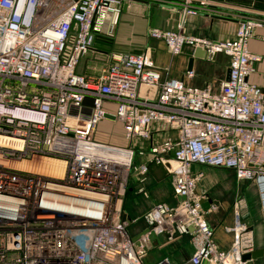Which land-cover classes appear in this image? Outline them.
<instances>
[{"label":"built area","instance_id":"built-area-1","mask_svg":"<svg viewBox=\"0 0 264 264\" xmlns=\"http://www.w3.org/2000/svg\"><path fill=\"white\" fill-rule=\"evenodd\" d=\"M122 4L0 0V264H144L150 232L168 241L191 234L192 264H248L242 256L254 245L244 201L234 202L230 249H218L196 192L202 174L191 168L232 170L253 183L264 224V90L249 81L259 57L248 48L264 21L240 18L233 39L197 38L183 32L186 19L214 4L182 0L175 28L149 30L171 55L200 48L206 60L227 56L229 79L219 92L162 78L150 49L114 53L98 74L79 73L98 38L111 34L107 20ZM143 87L153 92L144 96ZM106 115L122 125L128 146L94 139ZM154 124L176 138L154 140ZM135 155L146 161L134 165ZM39 159L56 161L62 175L19 166ZM150 165L172 175L173 193L183 199L154 205L147 231L131 239L122 216L128 177L135 172L143 182Z\"/></svg>","mask_w":264,"mask_h":264},{"label":"crops","instance_id":"crops-1","mask_svg":"<svg viewBox=\"0 0 264 264\" xmlns=\"http://www.w3.org/2000/svg\"><path fill=\"white\" fill-rule=\"evenodd\" d=\"M212 6L200 10L196 16L187 17L183 26V32L197 38H207L211 40H227L235 37L238 26V20L243 17L254 16L264 21V8H258V13H254V1L249 0H208ZM182 0H123L119 14L112 15L107 20V27H112L111 34L101 35L98 38L94 50L85 55L79 62L77 71L81 74H98L101 68L111 61V55L117 53H134L132 50H138L136 53L149 50L150 59L161 73L162 78H176L183 80L186 84L195 87L208 86L213 92H219L214 83L216 80L205 78L199 69L200 63H213L217 57L212 60L204 58H194L191 69H188L190 57L196 49L186 48L183 53L171 55L165 43L161 40L149 36V30L153 28L173 29L180 16ZM249 51L258 56L259 59L253 63V71L249 76V81L264 90V27L257 28L248 42ZM200 49V48H198ZM229 68V59L223 55ZM86 57V58H85ZM155 68V67H154ZM226 69V70H227ZM193 70V76L187 77L186 71ZM226 76V73H225ZM225 80V77H224ZM214 81V82H213ZM216 88V89H215ZM142 95H148L153 92L145 87L141 88ZM106 108L114 109L112 103H106ZM109 121L116 120L107 118ZM121 130H122V125ZM154 140L161 141L164 138H176V131L170 128H159L156 124L153 126ZM123 134V132H122ZM124 138V136H123ZM124 141L127 142L124 138ZM151 141L141 142L140 145L147 148ZM123 146V145H117ZM128 146V142H127ZM137 150V148H136ZM146 161L145 157L135 155L133 163L138 165ZM201 165H193L192 173H203L199 171ZM208 167V166H205ZM213 168V167H209ZM220 169L234 175L232 170ZM213 174L206 175L207 183H221L222 178H213ZM169 174L163 166L150 165L145 180L140 181V175L131 172L128 177L127 191L123 201V219L128 222L127 232L131 239H136L147 230L145 214L156 204L166 203L170 206L176 205L181 199L173 193L172 181L168 184ZM220 181V182H218ZM235 181L239 184L246 181H239L235 176ZM198 183V184H199ZM225 184V182H224ZM230 187L231 184L224 185ZM198 186V185H197ZM222 186V185H221ZM222 188V187H221ZM256 188V187H255ZM201 196L203 208L206 210L205 218L213 229V240L220 250H229L233 240L234 227V202H229L227 190L221 192V198L213 199L197 190ZM226 192V193H224ZM257 210L252 218H246L252 232L254 250L264 248V224L261 220V209L256 190ZM229 204V205H228ZM247 210L243 206L241 212ZM195 251V239L191 234L178 237L174 241H160L154 239L151 241V247L147 256L143 259L144 264H156L167 259L170 264H192L190 259ZM248 264H264V255L256 259L247 260ZM103 264V263H98Z\"/></svg>","mask_w":264,"mask_h":264},{"label":"rangeland","instance_id":"rangeland-1","mask_svg":"<svg viewBox=\"0 0 264 264\" xmlns=\"http://www.w3.org/2000/svg\"><path fill=\"white\" fill-rule=\"evenodd\" d=\"M254 1V13H258V8H264V0H249ZM254 18H256L254 16ZM257 19H259L257 17ZM138 50H132L134 53ZM86 58V57H85ZM153 67L157 68L153 62L151 61ZM228 66L227 59L223 56V54H220L217 59L213 63L205 64L200 63L198 65V69L202 74L208 75L207 77H210L211 80H216L214 83L215 87L218 89V86L224 81L226 69ZM205 77V78H207ZM213 81V82H214ZM215 88V89H216ZM120 123H115L114 121H109L107 119L101 120L96 128L94 139L96 141L113 144V145H123L127 146V142L124 141L123 134H122ZM199 171L203 173V179L197 186V190L201 193H204L205 195H208L209 197L215 199L221 198V192L225 189L227 190V193L229 195V202L231 203L235 199H241L244 201L245 206H247V210L244 212H241L242 220H245L246 218H252L254 221V213L257 210V199H256V188L253 183L249 182H242L237 183L235 181L234 175H229L223 170L220 169H213L205 166H200ZM213 174V178H222V182L224 185L231 184L230 187H224L223 184L217 183H207L205 178L208 174ZM173 177H168L166 180H168V184L171 185ZM220 180V179H219ZM220 182V181H218ZM222 185V186H221ZM222 187V188H221ZM224 200V198H221V200ZM229 205V204H228Z\"/></svg>","mask_w":264,"mask_h":264},{"label":"water","instance_id":"water-1","mask_svg":"<svg viewBox=\"0 0 264 264\" xmlns=\"http://www.w3.org/2000/svg\"><path fill=\"white\" fill-rule=\"evenodd\" d=\"M194 58H204L203 50L198 49V48L195 50V52L193 53L192 57H190V59H189L188 69H191L192 61H193ZM229 73H230V71H229V68H228L226 70L225 80L229 79ZM85 103H90V102H89L88 99H86ZM106 118L114 119L113 116H109V115H106ZM180 199H183V198H180ZM149 238H150L151 241L154 240V239H158L161 242L165 241V236L163 234H155L154 232H150ZM263 255H264V248H261V249H258V250H253L250 253L244 254L242 256V260L247 261V260H250V259H256V258L261 257Z\"/></svg>","mask_w":264,"mask_h":264},{"label":"bare ground","instance_id":"bare-ground-1","mask_svg":"<svg viewBox=\"0 0 264 264\" xmlns=\"http://www.w3.org/2000/svg\"><path fill=\"white\" fill-rule=\"evenodd\" d=\"M19 166L24 169H36L45 173L56 172L58 175H62V168H58V163L53 160L39 159L32 162H22Z\"/></svg>","mask_w":264,"mask_h":264}]
</instances>
